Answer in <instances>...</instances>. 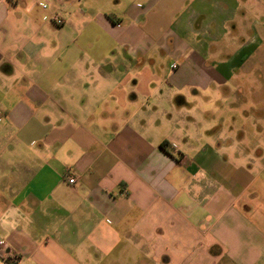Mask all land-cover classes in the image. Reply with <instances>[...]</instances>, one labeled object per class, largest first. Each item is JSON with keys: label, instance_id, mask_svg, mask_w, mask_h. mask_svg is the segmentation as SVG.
Instances as JSON below:
<instances>
[{"label": "crops", "instance_id": "0c3cea01", "mask_svg": "<svg viewBox=\"0 0 264 264\" xmlns=\"http://www.w3.org/2000/svg\"><path fill=\"white\" fill-rule=\"evenodd\" d=\"M84 5L0 0V264H264L263 152L193 115L235 120L264 0Z\"/></svg>", "mask_w": 264, "mask_h": 264}, {"label": "rangeland", "instance_id": "374dc122", "mask_svg": "<svg viewBox=\"0 0 264 264\" xmlns=\"http://www.w3.org/2000/svg\"><path fill=\"white\" fill-rule=\"evenodd\" d=\"M142 1L143 0H137L136 2H134V0H81L82 3L85 2L84 7L91 10L93 13L104 10L115 16L120 15L130 4L136 5ZM255 9H258V6H255ZM109 14H107L108 18L104 15H102V18L111 23L110 19H113V16ZM254 16L251 22L262 21L257 15ZM247 28L249 29L250 25ZM247 36H249V33L246 32L243 34V39L248 43L249 37ZM254 52L255 55L253 56L252 62L248 65L249 70L247 72L244 71L245 73L243 76L242 73H240V78L229 85L231 90L230 97L233 98L231 102V104H233V112H231L235 120L225 123L216 120L218 116L223 120L232 116L229 114L230 111L228 108H230V106L225 103L230 102V100L225 101V95H220L219 98L217 97L220 104L216 105L213 103L216 94H212V103L207 107L204 104H201V106L195 105L193 115L203 116V112H208V120L206 121L204 119L205 121L201 123L211 126L222 124L223 130L226 129L225 125H228L226 131H233L232 137L234 138V136H236L235 139H237V136L240 134L243 135L244 147L254 150V152L250 153L252 157H255V155L257 156L259 151H262L263 157L260 159V163L264 164V45L263 47L260 46L254 49ZM221 105L223 106V110L219 112L217 109ZM229 128L231 130H229Z\"/></svg>", "mask_w": 264, "mask_h": 264}, {"label": "built area", "instance_id": "2783aa9c", "mask_svg": "<svg viewBox=\"0 0 264 264\" xmlns=\"http://www.w3.org/2000/svg\"><path fill=\"white\" fill-rule=\"evenodd\" d=\"M57 5H60V2L57 3ZM49 5L43 4L41 8L43 10L47 9ZM49 20L56 26V27H62L64 25V21L60 18L58 13H54L50 16ZM68 184L73 185L74 184V179H68Z\"/></svg>", "mask_w": 264, "mask_h": 264}]
</instances>
